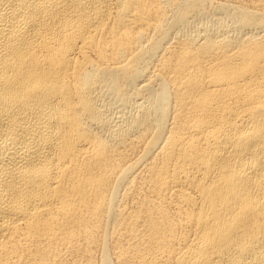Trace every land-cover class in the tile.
<instances>
[{"label":"bare ground","instance_id":"6f19581e","mask_svg":"<svg viewBox=\"0 0 264 264\" xmlns=\"http://www.w3.org/2000/svg\"><path fill=\"white\" fill-rule=\"evenodd\" d=\"M0 264H264V0H0Z\"/></svg>","mask_w":264,"mask_h":264}]
</instances>
